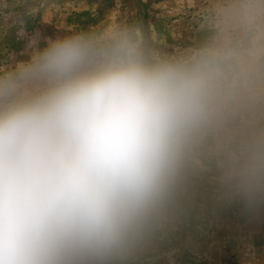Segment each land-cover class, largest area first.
<instances>
[{
  "label": "clouds",
  "instance_id": "obj_1",
  "mask_svg": "<svg viewBox=\"0 0 264 264\" xmlns=\"http://www.w3.org/2000/svg\"><path fill=\"white\" fill-rule=\"evenodd\" d=\"M202 187L264 212V0H211L177 55L114 23L0 71V264H135Z\"/></svg>",
  "mask_w": 264,
  "mask_h": 264
},
{
  "label": "rangeland",
  "instance_id": "obj_2",
  "mask_svg": "<svg viewBox=\"0 0 264 264\" xmlns=\"http://www.w3.org/2000/svg\"><path fill=\"white\" fill-rule=\"evenodd\" d=\"M210 9L211 0H0V71L46 37L114 23L137 26L147 50L177 55L208 36ZM135 264H264V212L216 207L202 187L196 210Z\"/></svg>",
  "mask_w": 264,
  "mask_h": 264
}]
</instances>
